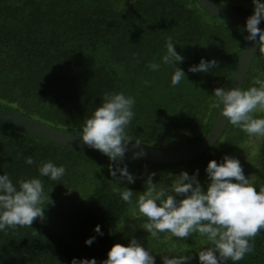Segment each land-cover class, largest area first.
<instances>
[{
	"label": "trees",
	"instance_id": "obj_1",
	"mask_svg": "<svg viewBox=\"0 0 264 264\" xmlns=\"http://www.w3.org/2000/svg\"><path fill=\"white\" fill-rule=\"evenodd\" d=\"M197 2L0 0V109L81 135L103 95L123 93L135 99L128 139L171 152L190 147L216 119L214 89L227 88L245 41L243 27L207 14ZM215 2L242 8L244 0ZM169 37L185 57L177 65L185 77L176 86L171 83L175 69L162 59ZM202 58L215 59L219 66L208 73L189 72ZM150 63L160 68L153 71ZM257 78L264 81L259 46L241 88H259L253 83ZM253 117L264 118V113ZM251 138L254 145L248 148L245 142ZM225 155L240 161L257 191L264 186V136L249 137L229 123L207 150L183 163L184 170L178 168L182 164L125 156L120 166L127 165L136 178L129 184L111 176V161L98 150L53 144L0 122V175L7 174L17 188L21 179L39 178L44 188L39 207L45 208L44 219L37 218L31 227L0 230V264H71L73 258H95L101 264L114 244L127 246L133 237L152 252L156 264L167 253L194 256L190 264H199L197 251L208 246L206 237L193 233L182 240L165 232L151 238L143 229L146 218L113 189H131L135 205L151 173L156 174L153 183L170 187L182 171L193 175L198 169L206 190L208 163L219 164ZM27 156L33 157L32 165L25 163ZM48 161L65 167L60 181L40 176V164ZM133 213L137 217L131 225ZM97 225L103 235L95 232ZM90 237L95 240L89 246L85 241ZM249 243L254 253L228 264H264V229Z\"/></svg>",
	"mask_w": 264,
	"mask_h": 264
},
{
	"label": "clouds",
	"instance_id": "obj_2",
	"mask_svg": "<svg viewBox=\"0 0 264 264\" xmlns=\"http://www.w3.org/2000/svg\"><path fill=\"white\" fill-rule=\"evenodd\" d=\"M253 14L246 20L248 35L244 39L249 42H259V52L264 54V29L259 27L264 21V2L252 0ZM167 54L163 63L172 66L175 71L171 78L173 86L178 85L185 77L184 71L177 65L185 59L175 49L172 38L166 42ZM149 68L156 71L159 64L150 63ZM218 62L201 59L198 65L191 66L192 73H208L218 67ZM259 88L251 87L214 89L216 103L213 107L222 105V115L232 126L239 127L249 137L264 136V118H254L253 113H264V81L259 78L253 81ZM135 99L126 97L123 93H105L103 103L84 122L82 128V144L99 150L109 157V172L111 176L122 183L134 184L136 178L128 171L127 165L121 167L125 159L128 145L132 142L127 138L126 128L134 118L133 106ZM142 142L136 140L133 148H138ZM145 153L141 149L133 152L132 159H139ZM32 156L25 157V163H34ZM40 176L51 181H60L65 175L64 166H56L53 162H42L38 168ZM207 189L198 180L199 170L193 175L182 171L175 176L170 187L153 183L151 173L145 181L146 190L139 195L133 205V191L126 188L120 192L123 201L146 218L143 229L151 238L159 239V233L169 232L172 237L186 240L193 233L206 237L208 246L198 252L199 264H228L242 260L246 254L254 253L255 246L249 241L254 239L264 229V186L259 191L245 176L240 161L225 155L221 163L212 160L206 168ZM119 173V176L117 175ZM44 188L39 178L19 181L17 188L7 174L0 175V230L6 227H31L39 218L44 219L43 203ZM133 230H135L133 228ZM95 232L103 235L99 225ZM95 237L88 238L85 243L91 245ZM160 254L162 264H190L194 256ZM71 264H97L95 258L78 260L73 258ZM101 264H156L152 252L133 237L125 246L116 243L108 252V258Z\"/></svg>",
	"mask_w": 264,
	"mask_h": 264
},
{
	"label": "water",
	"instance_id": "obj_3",
	"mask_svg": "<svg viewBox=\"0 0 264 264\" xmlns=\"http://www.w3.org/2000/svg\"><path fill=\"white\" fill-rule=\"evenodd\" d=\"M198 5L207 14L214 16L218 19H226L238 23L243 29L246 28V20L252 14L243 8H239L231 5H220L215 2V0H198ZM259 27L264 29V26L260 23ZM244 35H248L247 31H243ZM259 46V42H249L244 41L240 52L236 58L235 65L233 68V73L229 80L228 86L225 89L231 88H241L243 82L246 78L248 68L252 62L254 53ZM222 105L219 106L217 110V117L214 120L211 128L207 133L195 144L191 145L178 152H171L167 150H160L151 148L145 145H140L138 148H133V142H131L127 147L128 151L125 156L132 158L133 152H139L141 149L145 153L144 156L138 160H146L155 163L162 164H172L180 165L184 162L195 158L196 156L207 150L214 142H216L223 132H225L228 125V121L220 113L222 111ZM0 122L1 124L7 126H13L22 131L33 134L39 138L44 139V141L55 143L59 145H64L74 148H83L86 150L97 151L95 149L89 148L82 144V138L79 134L69 133L62 131L57 128H52L45 125L44 123L20 114L12 110L0 109ZM99 151V150H98Z\"/></svg>",
	"mask_w": 264,
	"mask_h": 264
},
{
	"label": "rangeland",
	"instance_id": "obj_4",
	"mask_svg": "<svg viewBox=\"0 0 264 264\" xmlns=\"http://www.w3.org/2000/svg\"><path fill=\"white\" fill-rule=\"evenodd\" d=\"M225 4H229V5H234V3H230V2H225ZM221 5V4H220ZM242 5V8L246 9L247 11H249L251 14H253L254 12V5H253V2L252 0H244L243 4ZM245 145L246 147H251L252 145H254V140L253 138L251 139H248L246 142H245ZM92 161H94V159H92ZM185 164H182V166H178V168H180L181 170H184L185 169ZM187 168V167H186ZM207 189V188H206ZM134 213H133V221L130 223L131 225H134L135 224V218L137 216L134 217Z\"/></svg>",
	"mask_w": 264,
	"mask_h": 264
}]
</instances>
